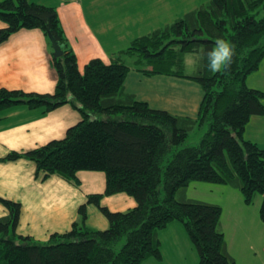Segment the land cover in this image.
<instances>
[{
  "label": "trees",
  "instance_id": "obj_1",
  "mask_svg": "<svg viewBox=\"0 0 264 264\" xmlns=\"http://www.w3.org/2000/svg\"><path fill=\"white\" fill-rule=\"evenodd\" d=\"M0 44L21 29H38L62 51L51 54L57 75L52 94L0 88V111L24 105L43 113L69 104L80 120L64 137L26 152H9L1 161L25 159L35 177L56 175L79 186L77 172H101L102 194H89L68 230L37 241L16 232L17 202L0 198L8 214L0 217V264H141L160 260L158 231L172 221L184 226L198 254L197 264H235L219 228L221 207L179 199L192 181L229 185L245 204L262 195L264 221V148L244 138L251 117L264 115V93L245 84L264 59V0H209L171 23L130 41L106 64L91 59L82 73L53 7L28 0L0 1ZM218 39L235 48L230 66L212 72L207 53ZM50 51H52L49 43ZM135 58L126 65L123 56ZM195 55V71L186 75L185 56ZM144 77L184 79L201 90L194 118L152 108L124 91L129 71ZM206 124L196 145L189 134ZM162 185V191L160 186ZM125 194L134 207L113 212L104 196ZM93 205L106 219L104 230L86 224Z\"/></svg>",
  "mask_w": 264,
  "mask_h": 264
},
{
  "label": "crops",
  "instance_id": "obj_2",
  "mask_svg": "<svg viewBox=\"0 0 264 264\" xmlns=\"http://www.w3.org/2000/svg\"><path fill=\"white\" fill-rule=\"evenodd\" d=\"M28 1L55 9L59 25L75 54L80 72L91 59L97 58L106 64L111 61L112 51L106 50L102 44L105 34H109L108 37L117 35L118 41H131L171 23L187 11L197 8L194 2H199L132 0L129 4L127 0H121L120 17H109L108 14L102 17L100 10L113 9L114 0ZM179 1H190V4L179 6ZM3 25L0 21V28ZM139 32L142 35L136 36ZM116 37L109 38L110 42L116 40ZM56 81L57 75L51 65L49 42L40 30L21 29L0 44V88L25 93L52 94ZM144 88H148L151 94ZM124 91L139 101L147 102L154 109H164L174 115L188 117L196 116L194 110L201 100V90L193 82L165 76L144 77L132 70L125 78ZM153 94L158 99H154ZM168 103L177 105L174 107ZM258 117L250 118L244 135ZM79 120L80 115L69 104L47 113H43L41 108L28 109L24 105L0 111V198L19 203L20 213L16 228L18 234L45 242L52 233L70 228L77 220V209L85 203L87 195L103 193L105 177L101 172H77L80 184L74 186L56 175H51L45 180L35 177V166L28 160L1 161L9 152H26L64 137L66 130ZM246 136L264 148V141L258 140V137L252 139L250 135ZM101 205L113 212H121L134 207L135 202L125 194L119 193L104 196ZM7 214L8 210L0 204V217ZM86 215V224L89 227L98 230L107 228L106 219L95 206L88 205ZM259 231L264 234V224ZM239 246H244V243ZM226 249L230 255L227 240ZM231 255L236 261V257ZM146 261L148 259L141 264ZM153 263L155 262L149 260L146 264Z\"/></svg>",
  "mask_w": 264,
  "mask_h": 264
},
{
  "label": "rangeland",
  "instance_id": "obj_3",
  "mask_svg": "<svg viewBox=\"0 0 264 264\" xmlns=\"http://www.w3.org/2000/svg\"><path fill=\"white\" fill-rule=\"evenodd\" d=\"M207 1L209 0L195 1L194 5L201 6ZM120 2L121 0H114L113 9L106 10L105 8L104 10H100L102 12V17L106 14H108L109 17H120ZM127 3H132V0H127ZM177 4L184 7L185 5H189L190 1H179ZM100 5L101 4L99 3L98 7H100ZM179 6L178 8L181 9ZM138 35H142V33L139 32L136 36ZM108 36L109 34H105V40L102 44L106 50L109 49L112 51L113 54L111 57H116L118 54L120 55V52L125 50L130 44V41H118L119 38L116 37L117 35ZM112 37H116V40L113 39V41L110 42L109 38ZM122 56L123 54L121 57ZM194 59L195 55L193 54H187L185 56L184 73L186 75H190L195 71L196 66ZM123 61L126 65L131 66V64L135 62V58L125 54L123 56ZM245 84L249 88L260 90L264 93V59L261 62L259 69L246 77ZM144 89L151 94L148 88ZM152 96L154 99H158L157 97H154L155 94ZM262 103L264 104V98L262 99ZM168 104L174 107L177 105L175 103ZM199 104L200 102L194 110L195 113L198 112ZM258 118L257 121L251 123V127L248 129L246 135H250L252 139L258 137V140L264 141V115H261ZM206 129V124L200 128H195L187 137L184 145H196ZM246 135H244V138L247 137ZM160 190L163 192L162 185L160 186ZM178 197L183 200H198L204 203L220 206L221 216L219 222L221 227H219L223 233L224 239L226 238L225 242L226 240L228 241L230 253L236 257V261L233 260L234 263L264 264V249H262L264 246V234L259 231L261 225L264 224L259 213L262 195H254L251 204L247 205L244 203L240 191L232 186L203 181H192L185 188L184 192L178 195ZM169 224L171 225H167L165 228L158 231V239L160 243L159 249L161 252L160 260L150 258L146 263L151 260V262H155L153 264H197L198 254L189 240L182 223L172 221ZM242 243H244V246H239Z\"/></svg>",
  "mask_w": 264,
  "mask_h": 264
},
{
  "label": "clouds",
  "instance_id": "obj_4",
  "mask_svg": "<svg viewBox=\"0 0 264 264\" xmlns=\"http://www.w3.org/2000/svg\"><path fill=\"white\" fill-rule=\"evenodd\" d=\"M235 55V48L228 42L218 39L216 46L207 53L209 60V67L212 72L225 70L232 61Z\"/></svg>",
  "mask_w": 264,
  "mask_h": 264
},
{
  "label": "water",
  "instance_id": "obj_5",
  "mask_svg": "<svg viewBox=\"0 0 264 264\" xmlns=\"http://www.w3.org/2000/svg\"><path fill=\"white\" fill-rule=\"evenodd\" d=\"M48 39L51 44L52 55L54 57H60L62 55L60 47L57 45L56 41L53 38L49 37Z\"/></svg>",
  "mask_w": 264,
  "mask_h": 264
}]
</instances>
